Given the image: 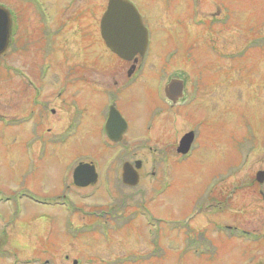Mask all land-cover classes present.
Segmentation results:
<instances>
[{
    "label": "rangeland",
    "instance_id": "1",
    "mask_svg": "<svg viewBox=\"0 0 264 264\" xmlns=\"http://www.w3.org/2000/svg\"><path fill=\"white\" fill-rule=\"evenodd\" d=\"M66 1L70 9L64 13L65 0H41L53 23L66 21L54 60L58 77L69 65L113 66L99 36L107 0ZM128 1L138 7L150 30V64L167 59V78L199 74L200 99L192 109L196 115L172 113L165 136L157 138L163 142L149 140L145 149L135 150L127 136L130 152H122V157L144 159L145 164L137 186L118 190L114 178L121 173L115 161L119 152L101 147L104 102L98 104L99 115L78 121L80 132L70 138V146L54 147L49 158L38 160L36 120H28L36 106L32 92L14 74L6 76L5 67L34 68L39 50L32 41L26 54L1 57L0 216L14 226L0 219V259H5L0 264H37L38 257L39 264H264V179L259 183L257 177L264 173V0ZM0 5L20 10L28 19L25 23L35 28L40 15L31 0H0ZM249 30L261 32L260 40L253 43L257 37ZM69 48L70 55L61 62L60 55ZM162 71L160 64L152 77ZM49 75L45 87L54 94L43 99L48 111L42 127L62 131L72 115L66 101L55 95L57 85L47 83L56 80ZM77 100L84 102L80 96ZM119 102L124 105V99ZM144 102L138 95L130 112L120 108L137 140L147 137L146 127H141L147 114ZM194 122L196 146L177 164L175 148ZM86 127L91 128L89 135ZM160 131L159 126L150 135L158 137ZM164 150L169 169L166 164L162 168ZM88 159L100 164L101 181L95 187L71 189L70 238L63 228L66 219L55 214H61L62 207H40L18 198L5 203L21 190L38 196L63 194L66 167ZM101 208L111 212H104L103 218ZM14 212H19L17 217ZM48 218L54 233L46 232ZM46 236L52 240L46 242Z\"/></svg>",
    "mask_w": 264,
    "mask_h": 264
},
{
    "label": "flooded vegetation",
    "instance_id": "2",
    "mask_svg": "<svg viewBox=\"0 0 264 264\" xmlns=\"http://www.w3.org/2000/svg\"><path fill=\"white\" fill-rule=\"evenodd\" d=\"M31 1L35 5L40 15V17H38V20L36 21V24H34L35 28L32 27V25H29L28 22L25 23L26 20L28 19L23 18L20 10L14 11L11 8L5 6L9 10L10 20H11L10 43L6 55L13 52L20 53L21 51L23 52V54H26L28 52L27 46H29L31 42L34 41L36 42V47L39 50L38 53L39 63L36 64L34 68L31 66H25L24 70L18 69L15 71L12 70L11 66H6L5 71H6V76L12 77V75L14 74V76L20 79L21 83L25 85V88L31 90L32 92V99H34V104L36 106H35V111L33 110L30 111L28 120H31L34 117L36 120V126L35 129L33 130L34 135L35 136L37 135L38 137L37 142L39 144V150L36 153V158L38 160L47 159L50 157L49 155L51 154L52 148L54 147L58 148V146L64 144H68L70 146V138L80 132V130L78 129V121L81 119L87 121L88 118L94 115L95 113L99 115V112L97 111L98 104L104 102L105 109L102 110L100 114L103 119V122L100 125V135L104 138L101 147H104L107 150L113 149L114 153L119 152V154L115 158V161L118 160L117 162L121 164V173H122V166L125 163L129 164L133 168L136 167V164H139V169H137V173L140 180V175L142 176L141 169L142 166L145 164V160L138 159L137 157H133L129 159L127 157L129 155L122 157V152H130V148L129 145L126 143L127 142L126 139L131 137L130 145H136L138 147L135 150L145 149L146 143L149 142V140H152L153 144L155 143V140L157 141V143L163 142V139H157V138H160L163 135L165 136V133L168 130L167 126L170 123V116L172 113L174 114L175 117H182L180 113H184V114L188 113L189 117H192V115H194L193 113H195L196 115L197 110L192 111V109L194 110L196 105L199 104L198 102V100L200 99L199 90L202 86V83L200 84L201 81L199 78V74L192 75L193 78L191 79L189 77H186L185 75L171 76L167 78L166 71H168L169 64H167V59H166L165 61L160 63L163 70L162 75L159 76L158 78L152 77L155 74V69L159 68L160 64L159 65L150 64L152 63L151 58L153 56L152 51L150 50V44H151L150 30L145 24L144 17L140 13L138 7L132 3V5L136 8V10L138 11V13L142 18L143 26L148 31V45L143 56L136 55L132 58L131 61H125L117 57L112 52H110V50L106 47L104 41L100 36V20H99V36L105 47L106 55L109 57V60L111 58L114 61V65L113 66L107 64H102V65L95 64L92 66L82 65V66H73L72 69H70V65H69L65 67L66 69L64 71L62 69V73H63L62 78L60 76L58 77L57 74H59L60 68L57 67V65L55 66L54 60H56V56L59 54V51H61V48L58 47L59 46L58 39L61 37L59 31L61 29H65L66 21L62 20L61 18V21L64 22H60L59 25L57 22L53 23L51 17L48 18L49 13L44 11V7L41 0L38 1L31 0ZM108 2L109 0H107L105 3V8L103 13L105 12L108 6ZM64 4H66L64 7L65 8L64 13H65L68 9H70V2H67L65 0ZM68 19L69 20L67 21H70V18ZM54 25H57L56 29H53ZM249 31L251 32V36L257 37L252 40L253 43L255 42L254 40L256 39L260 40L261 32L258 31L257 33L256 32L252 33L251 30ZM64 51L65 52L62 55H60L61 62H63L62 58L70 55V48L68 53L66 50ZM57 62L60 61L57 60L56 63ZM50 73L51 74L53 73L55 75L56 80L55 81L50 80L47 81V83L53 85L54 88L57 85L56 87L57 91L55 95L58 97L59 100H61V102L63 101V99L67 102L64 103L68 108H70L72 115L68 128L62 131L52 128L44 129L42 127L43 118L48 111L43 99L45 98V100H48L54 94L52 90L50 91V89L45 87V80L48 77H50L49 75ZM188 74H191V71ZM168 85L170 86L172 85L171 87L172 91L169 90L167 95L166 89ZM49 88L52 87L50 86ZM76 88L77 89L80 88V89L77 90ZM139 89H141V91H139ZM133 94H134V98H133ZM138 95L143 97L145 101L143 110L147 113L145 117V125L141 126V127H146V132H147L146 134L147 137L143 140H137L139 136L136 137L137 134H134L133 132L129 131L130 125L120 110V108L124 106L123 108L124 112L125 110L130 112V110H132V105L134 101L137 100ZM77 96L82 97L84 99V102L82 101L79 102L77 100ZM120 99L121 100L124 99V105L119 102ZM77 101L79 102V104H77ZM110 110H115L120 115V117L122 118L125 124L124 125L125 131L119 135L118 139H116L118 136L117 132H113L112 135L114 138L113 140L108 137L104 129V126L109 117ZM49 113L53 115L54 111L49 110ZM195 117L190 119H196ZM158 120H160L161 122L159 123L160 125H158L157 123ZM192 124L194 125L184 132V134L179 139L178 146L175 148V153H177L175 155L177 156V160H176L177 164L185 162L190 157L189 156L190 153L193 152L196 146L195 145L196 139L198 138L197 129H195L196 122ZM159 126L161 127L162 130L159 132L160 136L158 137L151 136L150 132L154 130L156 131V129H158ZM90 131L91 128L86 127L85 134L88 133L89 135ZM188 134H192V142L189 151L185 154H179L177 152L179 144L182 138ZM148 150L150 151L152 150V148L148 147ZM150 152H155V149H153V151ZM163 154L164 155L161 158L162 168L166 164L167 169H169L170 162H169L168 154L167 152H165V150L163 151ZM132 156L135 155L133 154ZM88 161L89 162L78 161L74 165H70L69 163V165L66 167V176L63 178L64 193L61 195L55 194L53 196H46V195L38 196L31 194L26 190L25 191L21 190L23 192L19 191V195L22 194L25 197L29 196L30 200H34L36 203L34 205L36 206L57 207V208L62 207L63 212H61V214H58V212H56L55 214L60 219H64V220L66 219L63 228L68 234L69 238H70V211H72L70 210V194H72L71 189L83 190L89 187H95L98 185V182L100 184L101 181L100 171H99L100 164L97 163L96 161L92 162L89 159ZM154 163L155 162H151V164ZM80 164H89L94 167V171L97 176L96 182L94 184L88 185L87 187L84 188H78L73 184L74 169ZM109 166L106 167L110 169L112 165L110 167ZM151 168H154V165H152ZM121 173L119 178L118 177L114 178V185H116L115 187L118 190H122V186L125 188H130L128 186L123 185ZM152 175H154V173H152ZM98 212H111V210L101 208ZM9 213L12 214L13 212H9ZM16 214H19V212H14L13 216L17 217ZM0 219L3 222H6L5 218H3L2 216H0ZM49 219L50 218L46 219L45 221L47 223L46 232L50 234V233H54V227L51 225L52 222L49 221ZM11 223H12L11 221L9 223L6 222V224H10L14 226V224ZM41 223L43 222H40V224ZM2 233H5V231L2 230ZM44 239L46 242L52 240L49 239L48 236L44 237ZM191 244L193 246L195 243L193 242ZM1 246L2 244L0 240V247ZM2 256L0 258H2ZM34 260L37 264L40 263L39 261L40 257L34 258ZM1 261L3 262L5 261V259H0V262ZM25 263L26 261H24V264ZM44 264H48V260L44 261Z\"/></svg>",
    "mask_w": 264,
    "mask_h": 264
},
{
    "label": "water",
    "instance_id": "3",
    "mask_svg": "<svg viewBox=\"0 0 264 264\" xmlns=\"http://www.w3.org/2000/svg\"><path fill=\"white\" fill-rule=\"evenodd\" d=\"M11 20L9 11L0 6V57L6 54L10 43ZM100 36L106 47L117 57L125 61H131L136 55L143 56L148 45V33L142 24L141 17L135 7L127 0H109L108 6L100 20ZM172 85H168L166 94L172 91ZM168 95V94H167ZM124 122L115 110H110L108 120L104 126L110 139L113 132L119 135L125 131ZM118 128V129H116ZM192 142V134L184 136L179 144L177 152L185 154L189 151ZM139 164L133 168L129 164L122 166V183L128 187H135L139 177L137 173ZM258 182L262 183L264 173L257 174ZM94 167L89 164L78 165L73 172L75 186L84 188L96 182Z\"/></svg>",
    "mask_w": 264,
    "mask_h": 264
},
{
    "label": "trees",
    "instance_id": "4",
    "mask_svg": "<svg viewBox=\"0 0 264 264\" xmlns=\"http://www.w3.org/2000/svg\"><path fill=\"white\" fill-rule=\"evenodd\" d=\"M106 215V214H105ZM107 216V215H106Z\"/></svg>",
    "mask_w": 264,
    "mask_h": 264
}]
</instances>
